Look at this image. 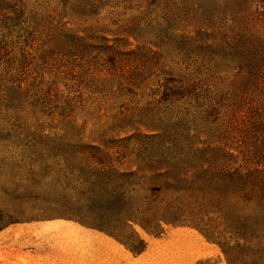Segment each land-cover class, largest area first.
<instances>
[{"label": "rangeland", "instance_id": "rangeland-1", "mask_svg": "<svg viewBox=\"0 0 264 264\" xmlns=\"http://www.w3.org/2000/svg\"><path fill=\"white\" fill-rule=\"evenodd\" d=\"M263 10L0 0V264H264Z\"/></svg>", "mask_w": 264, "mask_h": 264}, {"label": "trees", "instance_id": "trees-1", "mask_svg": "<svg viewBox=\"0 0 264 264\" xmlns=\"http://www.w3.org/2000/svg\"><path fill=\"white\" fill-rule=\"evenodd\" d=\"M262 14H264V10L262 11ZM254 73L258 75L254 67H251L249 74L252 75ZM164 149L165 150L163 154H161V161L165 163L168 168H171L173 162L177 161V159H180L177 156L178 154L175 149L174 140H170V144H166ZM193 157L197 159L195 155L191 156L190 158L185 156V159L187 158V162L193 164L196 161ZM202 158L203 157L200 156L199 159ZM219 158L221 160H219ZM202 161L208 163L214 171L212 173L213 176L219 178L222 181L225 192L230 191L234 194L241 195L246 191L248 185L254 184L256 181H258V178H260L258 176H254L253 171L249 168L242 170L241 166H233L230 162L231 158L219 152L214 153L213 155L209 156V158L204 157ZM91 208H93V206ZM235 222V231L238 234H246L252 229L250 226L253 223L247 218L236 217Z\"/></svg>", "mask_w": 264, "mask_h": 264}, {"label": "crops", "instance_id": "crops-1", "mask_svg": "<svg viewBox=\"0 0 264 264\" xmlns=\"http://www.w3.org/2000/svg\"><path fill=\"white\" fill-rule=\"evenodd\" d=\"M55 225H58V226H62V227H65V226H68V227H71V228H76L77 227V224L76 223H69V224H66L65 222H62V223H56Z\"/></svg>", "mask_w": 264, "mask_h": 264}]
</instances>
